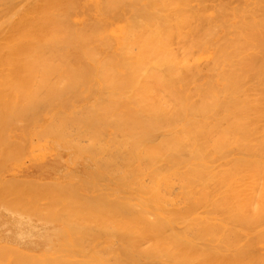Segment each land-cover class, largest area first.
<instances>
[{
    "label": "bare ground",
    "instance_id": "obj_1",
    "mask_svg": "<svg viewBox=\"0 0 264 264\" xmlns=\"http://www.w3.org/2000/svg\"><path fill=\"white\" fill-rule=\"evenodd\" d=\"M83 2L0 0V132L4 127L14 130L18 123H22V118L25 120L23 126L26 124L27 128V125H32L34 115L62 116L60 120L54 118L57 123L54 119L49 122L45 126L47 131L41 129L45 131V135L50 132V135L63 139L66 146L75 143L79 153L94 163L96 169L91 173L95 177H106L114 186L113 191H118V196L112 193V197L108 191L105 192L110 196L108 202L104 196L106 200L103 202H107V207L102 202L95 201L98 205L103 204L97 205L100 207L99 211H102L100 216L106 214V218L99 220L103 224L100 230L104 234L106 232L112 241L104 236L109 243L103 245L105 248L101 249L102 252H91L92 255L81 258L66 257L68 259L62 261L57 257L63 255L69 247L65 248V245L57 251L60 245L58 247L56 242L62 239L55 236L52 237L57 241L53 239L55 243L52 245H56L57 250L51 244H44L49 247V251L51 247L52 251L54 249L59 254H52L54 251L50 253L57 260L54 256L51 260L52 256L47 254L48 249L45 254L49 257L46 259L44 255V259L34 256L31 258L26 254L21 257L16 249L18 246L15 248L16 253L12 246H7L8 243L6 246L10 251L5 247L6 250H1L6 255L3 251L0 254L8 255V259L11 254V264H17L18 260L22 262L18 264H264V0ZM19 129L16 130L21 131ZM38 133L41 134L40 131ZM2 137L5 135L0 133V148L3 144ZM40 139L41 137L39 141ZM83 139L87 142L85 146ZM13 140L11 143L10 139L7 140L10 143L9 145L7 142V148V143L2 145L5 150L1 148L4 150L0 152V162H4L0 164L1 167L5 166L8 159L12 160L9 156L16 155L15 159L18 160L26 157L22 155L26 149L23 147L28 141L26 143V140H22L26 145L21 149L22 145ZM38 146L41 147V144ZM18 148L21 151L16 150ZM54 148L57 149L58 146ZM11 150L15 151L12 156L8 155ZM35 151L32 153L34 156ZM46 151H37V156L43 152L44 155ZM72 151V156H75L77 151L70 149ZM56 154L57 157L61 156ZM79 157L78 154V159ZM74 158L76 160L77 157ZM41 159L43 161L44 158ZM63 160L68 162V158ZM59 161H56L58 165ZM88 166L86 171L90 173ZM63 167L64 165L61 168ZM4 180L0 182H4L0 184V189L2 186L5 188H2L0 195L8 196L6 204L10 205V200L14 202L15 198L20 204L22 199V202L28 200H24V196H32L33 193L38 196L39 192V195H43L42 200L44 197L52 199H48L52 201V205L50 201L44 202L48 208L51 207L45 211L51 212L52 216L54 209H57L54 205L63 204L60 201L57 204L61 197L57 194L60 188H64L63 195L67 199L77 195L75 191L80 189L77 185L73 191L76 185L74 181L68 184L65 182L67 187L74 184L72 189L69 187L70 191L63 184L60 187L56 181V185H47V180L42 181L44 185L40 180V184L29 180L31 184L28 181V185L24 183L25 180ZM22 183L26 188L20 187ZM105 183L100 185L105 186ZM13 184L22 189L23 197L19 193L20 189ZM11 185L14 186L13 190H10ZM32 186L34 189L38 187L37 192L33 190L30 193ZM93 186L98 187V183ZM103 186L99 187L101 193V187L112 191V186L108 185L109 189ZM55 189L57 193H53ZM82 189L84 190L83 187ZM47 191L50 193L48 197ZM12 193L15 195L13 199ZM101 193L102 197L104 193ZM35 195L31 200L36 199ZM85 196L88 199V195ZM38 197L37 200L41 201ZM53 197L57 199L56 202ZM78 197L70 198L71 202L68 199V203H72L73 208L78 205L77 211H81L83 206L81 208L73 201L79 202ZM66 198H62L63 201ZM97 198L100 197H95L96 200ZM39 201L36 203L43 204ZM82 201L83 199L80 200L81 203ZM96 203H93L94 209L97 207ZM28 205L24 204L22 207ZM31 205L29 209L34 207H30ZM37 207L34 208H40ZM63 207L60 210L64 214V209L68 207L76 211V208H70L71 205ZM14 208L6 210L13 211ZM20 209L23 211V208ZM16 210L14 212H18ZM67 210L66 213L70 211ZM83 210L87 211V206ZM38 211L40 212L39 209ZM41 211L40 215L39 212L36 215L34 211L36 219L41 214L44 217L45 212ZM61 211H56L58 217L61 216ZM73 211L69 212L72 216ZM86 211L84 213L89 217L92 212ZM78 215L80 214L77 212L76 216ZM81 216L82 220H78V224L85 218L83 214ZM13 217L11 216L12 219ZM30 218L36 221L33 217ZM45 218L47 222H55L57 217L55 215L51 220ZM59 219L57 221L60 222ZM66 220L68 225L72 221L70 218V221ZM95 220L98 221L97 214L91 222L88 220L89 225H93ZM23 221L22 219L19 223ZM67 221L64 222L67 224ZM84 221L86 226L88 222ZM96 224L102 227L99 222ZM33 225L30 223L32 229ZM77 225H73V229H82V225ZM12 226L15 229V225ZM94 226L95 224L92 229ZM32 229L28 230L31 232ZM56 229L57 227L55 231ZM94 229L98 231L99 227ZM83 230L78 231L80 233ZM92 231L87 233L90 235L89 232ZM58 232L62 233L64 230ZM66 233L68 232L65 235ZM74 234V237L78 235ZM83 234L82 237L78 235L73 243L69 242L72 247L76 243L77 247L82 245L83 242L77 241L79 237V241L87 238ZM89 235L87 241L89 237L90 240L84 243H93L97 238ZM41 236L40 239L36 238L41 240ZM47 237L44 235V238ZM49 239L50 237L47 240ZM53 240L51 239L52 242ZM27 241L29 242V238ZM100 243L99 247L104 242ZM96 245L95 248H98ZM84 246L85 250L91 247L83 244ZM67 253L70 255L73 252ZM78 253L71 254V257L83 254ZM3 256L0 255V260L6 261ZM3 261L0 264H5Z\"/></svg>",
    "mask_w": 264,
    "mask_h": 264
},
{
    "label": "rangeland",
    "instance_id": "obj_2",
    "mask_svg": "<svg viewBox=\"0 0 264 264\" xmlns=\"http://www.w3.org/2000/svg\"><path fill=\"white\" fill-rule=\"evenodd\" d=\"M84 2L83 3H85V2H88V1H92V0H83ZM27 87V86H26ZM33 87V86H32ZM35 116V117H34ZM34 116H32V118L35 120H33V123H32V125H30V126H28L27 125V128H26V124H25V126H23V123L25 122V120H24V118H22L21 120H22V123L20 122V123H18L19 125H18V127H20L21 125L24 127V129H23V127L21 128V129H19L18 127H14V130L12 129V131H10L9 129H8V127H7V129H6V127H4L3 128V130L0 132L1 134H3V135H5V137L3 138V146H5V144L4 143H7L8 141H9V139H10V143H11V141L13 140V142L16 140V141H18V143H20L22 146H20V144H18L19 146H20V148L22 149V147L23 146H25L26 145V143H27V141H28V144L25 146V147H23V148H26L25 150H23V152H24V154L22 155L23 157H25V158H21V159H19L18 160V158H16L15 159V157H16V155H14L13 157H10L9 156V158L11 159L12 158V160H7V163H5V166H0L1 168H3V169H0L1 170V172H0V182L1 181H3L4 179H6V181H8V180H10V179H12V180H14L15 179V181L16 182H20L19 180H25L26 182H24L25 184L29 181V180H31V181H37L38 183H39V180H40V183L42 182V181H46V183L45 184H47V185H49L48 183H51V185L53 184L54 185V183H55V185H56V182H57V184L59 183V185H60V187H61V185L63 184V187H64V185H65V187H67L66 186V183L65 182H67V184L68 183H72V181H74L75 183H76V185H74V184H71L72 186L74 185V187H73V191H75V186H77V185H79L78 187H80V189H77V191H75V193L77 192V195L80 197L81 196V198H79L77 195H74V196H72V197H68V199H69V201H70V198L71 199H76L75 198V196L76 197H78L77 198V200H82L83 199V201H82V203L80 202V200H79V202L78 201H75V200H73L74 202H77L79 205H80V207L81 206H83V208H82V210H81V208H80V210L83 212H81V211H77V210H79V209H77V208H79L78 207V205L75 207L74 205H76V204H74L73 206H74V208L72 207V203L71 204H69L68 203V199L66 198L67 196H65V195H63V193L65 192V190H64V188H62L63 190H64V192L62 191V189L60 188V193L58 192L57 193V189H55L54 191H56V192H54L53 191V193H57V194H59V196H61L62 198H66V200H64L63 201V199L61 198V200H60V198L57 196V194H56V198L58 199V202H57V204H59V201H60V203H63L62 205L64 206L65 205V207H63L62 205H59L60 207L62 206L63 208H66V207H68V206H70L71 205V207L70 208H73L74 210H75V208H76V211H73L72 209H69V207L68 208H66V209H68V210H70V211H73V213H74V215L76 214L77 215V212H78V214H80V215H78V216H76L77 218H79V219H77L74 215L72 216L69 212H67L66 213V209H64L65 210V214H67V215H65L64 213H62V212H64V211H61L60 209L62 208H60L59 209V206L58 205H54L57 209H54V213H53V216H52V214H51V212L49 213V212H46L45 210L47 209V211L49 210V208L51 209V207L49 206V208L46 206L47 204H45L44 202H49L50 200H52V199H50V197H48V195L50 194L48 191V193H46V192H44V193H46L47 195H46V197H48L47 199L44 197L43 198V200L41 199L42 197H43V195H39V192L37 193L38 194V196L40 197H38V196H36L35 194L36 193H33L32 194V196L29 194V196H24L25 198H24V200L25 199H28V200H26V201H24V202H22L23 201V199H22V201H20V204L19 203H17V201H15L16 200V198H15V195H13V193H12V199H13V196H14V198H15V200H14V202H12L11 200H10V205L9 204H6L5 202H7V197H3V196H1L0 195V199H1V201H4V202H1L0 203V205H1V207H0V251H3L4 249H5V247H6V249H7V246L9 247V248H11L10 246H12V249H13V251L14 250H16V249H18V253L20 252V254H18V255H24V254H26L27 256L29 255V257L31 256V258L34 256V257H37V258H43L44 259V257H45V259L47 258V257H49V255H50V257L52 256L50 253H52L53 251H54V249H53V251H52V248L54 247L56 250H57V248L59 247V245H60V249H58L57 251H59V250H61V248H62V246L64 247L65 245V248L66 247H69V248H66L67 249V251L68 252H73L74 254H76V253H78V254H82V255H73V257H71V254H73V253H71L70 255L67 253V251H65V252H63L64 250H66L65 248H63L64 250H62V252L60 251V253H62L63 255H59V254H57L56 253V251H54L52 254H55L56 253V256H58L57 258H59L61 261L62 260H65V259H68V258H66V257H69V258H74V257H76V258H81V257H85V256H88V255H92V253L93 252H102L101 251V249L103 248H105V246H103L104 244L105 245H108V243H109V240H110V242L112 241V239L111 238H109V237H107L108 236V234L105 232V234L100 230V228L102 229L103 228V224H101V221H99V220H102V218H106V217H104V216H106V214L104 215L103 214V216L101 217L100 216V213L102 212H100L99 211V208L100 207H98L99 205H101V206H103V204H107V202H108V200H109V198H110V196H111V194L113 193V195H115V194H117L118 193V191H116V192H114L113 191V188H114V186H112L111 184H110V182L108 181V180H106L107 178L106 177H101V176H96V177H98V178H96L95 177V175L93 174V173H91V171L93 172L95 169H96V167H95V165H94V163L92 164V162L88 159V157H86L85 155V157H83V154L81 155V153H79V151H78V149H77V145L75 144V143H71L72 145H74V146H72V145H68L67 144V146L66 145H64V144H66L65 142H64V140L63 139H59V138H56V137H54L52 134L50 135V132H49V135H48V132H46V135L44 134V132L45 131H47V129H46V127H47V124L49 123V122H51V121H53V119L54 118H59L58 120H60V117H62V116H55V115H50V116H47V115H42V117L41 116H39V115H34ZM39 117H40V120H39ZM67 118H68V116H66ZM31 117H30V119H32ZM36 118V119H35ZM44 120V121H43ZM57 119H54V121H56ZM38 121H39V123H38ZM58 121H56V123H57ZM60 122V121H59ZM34 125V126H33ZM40 127H38V126ZM40 125H42V126H40ZM7 126V125H6ZM46 126V127H45ZM33 127V128H32ZM46 129L45 131H42V129ZM6 129V130H5ZM16 129H19V130H21V131H17ZM37 129V130H36ZM24 130V131H23ZM4 131V132H3ZM8 131V132H7ZM41 132V134H39L38 132ZM14 132H16V133H14ZM43 132V133H42ZM11 133V134H10ZM29 133V134H28ZM37 134H39L38 136H37ZM11 135V136H10ZM16 136H17V138H16ZM43 136V137H42ZM45 136V137H44ZM48 136V137H47ZM12 137H13V139H12ZM20 137L21 138H23V139H20ZM25 137V138H24ZM28 137H29V140H28ZM34 137V138H33ZM41 137V139H40V141H39V138ZM5 138H8V139H5ZM36 138V139H35ZM38 138V139H37ZM6 140V142H5V140ZM43 139V140H42ZM8 140V141H7ZM22 140H26L25 142H23ZM34 140V141H33ZM50 140H51V142H50ZM57 140V141H56ZM0 141H2V140H0ZM16 141H15V143H16ZM48 141V142H47ZM61 141V142H60ZM83 142H85L86 141V139H83L82 140ZM8 142V143H9ZM32 142H33V144H32ZM43 144H42V143ZM50 142V143H49ZM57 142H59L58 143V145H57ZM64 142V143H63ZM8 143L6 144V148H7V145H8ZM10 143H9V145H10ZM30 143V144H29ZM52 143L54 144V146H51L52 145ZM41 144V147H39L38 145H40ZM48 144V145H47ZM87 144V142H85L84 143V146ZM1 145V148H3V146ZM12 146H14L13 144H11ZM32 145V146H31ZM58 146V148H57V146ZM60 145V146H59ZM34 146V147H33ZM36 146V147H35ZM68 146H69V148H68ZM9 147V146H8ZM48 147V148H47ZM54 147H56L57 149H55ZM64 147V148H63ZM0 148V152L2 153V151H4V150H2ZM20 148H18V149H16V150H19ZM38 148V149H37ZM46 148V149H45ZM52 148V149H51ZM14 149H15V146H14ZM13 149V150H14ZM21 149L19 150V151H21ZM37 149V151L38 152H42V151H46V150H49V151H46L45 152V154L43 155V153L42 154H40L41 155V157H39V154H38V156H37V151H35ZM41 149H43V150H41ZM45 149V150H44ZM54 149H55V151L56 150H58L57 152H55L54 151ZM65 149H67V150H65ZM70 149L71 150H74L77 154H75V156H72V154L74 155V153H73V151L72 152H70ZM8 150H9V148H8ZM32 150H34L36 153H35V156L37 157H35L34 156V154H32L33 152H31ZM18 151V152H19ZM62 151V152H61ZM6 152V151H5ZM12 152H15V151H12L11 150V152H10V154H8V155H11L12 156ZM17 152V151H16ZM28 152H30L29 154H28ZM47 152H49V153H47ZM0 153V154H1ZM56 153H59L61 156H58L57 157V155L58 154H56ZM67 153H68V155H67ZM19 154H22V153H19ZM27 154V155H26ZM55 154V155H54ZM78 154L80 155V159H78ZM2 155V154H1ZM1 155H0V157H1ZM4 155V154H3ZM8 155H7V158H8ZM51 155V156H50ZM53 155H54V157H53ZM65 156V157H63V156ZM81 156H82V160H81ZM17 157H19L20 158V156H17ZM39 157V158H38ZM52 157V158H51ZM57 157V158H56ZM72 157V158H71ZM74 157H77L76 158V160H75V158ZM13 158L15 159V161H13ZM35 158L36 159H38V161H36L35 160ZM41 158H44L43 159V161H42V159ZM55 158H56V160H55ZM62 158V159H61ZM67 159L68 158V162L66 161V160H63V159ZM70 158V159H69ZM26 159H29V160H26ZM34 159V160H33ZM59 159H61L60 161H59ZM88 159V160H87ZM2 160H4L5 161V158H2ZM24 160V161H23ZM52 160H53V162H52ZM63 160V161H62ZM72 162H70V161ZM72 160H75V161H72ZM84 160V161H83ZM86 160V161H85ZM16 161H17V164H16ZM20 162V164H19V162ZM43 163H42V162ZM45 161V162H44ZM59 161V165L57 164V162ZM65 161V162H64ZM84 163H83V162ZM6 162V161H5ZM14 162V163H13ZM27 162V163H26ZM34 162H36V163H34ZM56 162V164H53V163H55ZM61 162V163H60ZM78 162V163H77ZM80 162V163H79ZM12 163V164H11ZM32 163V164H31ZM52 163V164H51ZM68 163V164H67ZM76 163V164H75ZM81 163H83V164H81ZM88 163H89V165L90 166H88ZM0 164H1V162H0ZM2 164H4V162L2 161ZM1 164V165H2ZM22 164V165H21ZM26 164V165H25ZM31 164V165H30ZM42 164H43V167H41L42 166ZM64 165V167L63 168H61L63 165ZM79 164V165H78ZM81 164V165H80ZM17 165H20V166H18L17 167ZM23 165H25V166H23ZM65 165H66V167H65ZM71 165V166H70ZM82 165H84L85 167H82ZM33 166V167H32ZM40 166V167H39ZM46 166L48 167V168H46ZM50 166V167H49ZM55 166H56V168H58L57 170H56V168H55ZM61 166V167H60ZM70 168H69V167ZM87 166H88V171L90 172V173H87ZM93 166H94V168H93ZM7 167V168H6ZM8 167H9V169H8ZM19 168V169H17V168ZM36 167H38L39 168V170L36 168ZM51 167H52V170H51ZM72 167H74L75 169H71ZM41 168V169H40ZM42 168H46L45 170L44 169H42ZM77 168H79V170L77 169ZM54 169L56 170L55 172L59 175V177L57 178V176L58 175H56V173L55 172H52V171H54ZM77 169V170H76ZM85 169V170H84ZM11 170V171H10ZM18 170V171H17ZM42 170V171H41ZM44 170V171H43ZM49 170V171H48ZM64 170H66L67 171V173L64 171ZM62 171H64V172H62ZM79 171H80V173H79ZM86 171V172H85ZM41 172V173H40ZM14 173V174H13ZM41 175H39V174ZM46 173H49V174H47L46 175ZM83 174V173H86V174H83V176L82 175H80V174ZM16 174H18V175H16ZM40 176V177H42V178H40L38 175ZM78 174V175H77ZM12 175V176H11ZM44 175V176H43ZM56 177H55V176ZM64 175V176H63ZM74 175V176H73ZM11 176V177H10ZM16 176V177H15ZM20 176V177H19ZM27 176V178H23V177H26ZM30 176H33V177H30ZM35 176V177H34ZM63 176V177H62ZM66 176V177H65ZM80 176V177H79ZM51 177H53V178H51ZM61 177V178H60ZM64 177H65V179H64ZM90 177H92V180H91V178ZM38 178V179H37ZM43 178H45L46 180H44ZM60 178V179H59ZM51 179V180H50ZM53 179V180H52ZM57 179V180H56ZM77 179H79V181H77ZM63 180V181H62ZM102 180V181H101ZM5 181V180H4ZM31 181H29V184H31ZM51 181V182H50ZM56 181V182H55ZM59 181V182H58ZM92 181V182H91ZM96 181H97V183H98V187L96 186ZM22 182V181H21ZM32 182V183H33ZM53 182V183H52ZM73 182V183H74ZM81 182H82V184H81ZM105 183L106 185L105 186H107V187H105V186H103V185H100L101 183ZM6 183H8V182H6ZM14 183V182H13ZM39 183V184H40ZM79 183V184H78ZM88 183V184H87ZM93 183V184H92ZM96 183V184H95ZM108 183V184H107ZM1 185L2 184H4V182H2V183H0ZM18 184V183H17ZM23 184V183H22ZM20 185V187L21 186H24V184L23 185ZM28 184V183H27ZM28 184V185H29ZM41 184H44V182L43 183H41ZM44 184V185H45ZM13 185H15V184H13ZM33 185V184H32ZM44 185H41V186H44ZM59 185H57V186H59ZM84 188V190L82 189V187ZM92 185V186H91ZM93 185H95L98 189H97V191H95V188L96 187H94ZM103 186L105 189H109V187H111L112 188V191H110V190H104L102 187H101V190H102V193H104V194H106V195H104V194H102L101 192H100V190H99V187L100 186ZM108 185H109V187H108ZM7 186V185H6ZM27 186V185H26ZM31 186V185H30ZM38 186V185H37ZM36 186V187H37ZM57 186H56V188H57ZM72 186H69L68 185V189H69V187L71 188ZM5 187V186H4ZM15 187H16V185H15ZM25 187V186H24ZM29 187V186H28ZM33 187V186H32ZM46 187V186H45ZM92 189H91V188ZM2 188H3V186H2ZM0 189V191L2 190L3 191V189H5V188H3V189ZM11 188L12 189H10V187H9V189L10 190H13L14 189V186H12L11 185ZM17 189L19 188V186L18 187H16ZM22 188V187H21ZM26 188V187H25ZM38 188V187H37ZM37 188H35L34 189V187L31 189L32 191L30 192V190H28V192H30V193H32V192H34L33 190H36ZM43 188V187H42ZM47 188H49V187H47ZM94 188V189H93ZM20 189V188H19ZM29 189V188H28ZM50 189V188H49ZM72 189V188H71ZM26 190V189H25ZM59 190V189H58ZM70 190V189H69ZM82 190V191H81ZM104 190V191H103ZM115 190V189H114ZM9 191V190H8ZM21 191H22V189H20V195H21ZM24 191V190H23ZM39 191H40V188H39ZM41 191H42V189H41ZM50 192L52 191L51 189L49 190ZM71 191V190H70ZM72 191V192H73ZM78 191H81V193H79ZM106 191H108V193L110 194V196H109V194L108 193H105ZM7 192V191H6ZM16 192H17V190H16ZM16 192H15V194H16ZM24 192H26V191H24ZM28 192H27V194H28ZM36 192H37V190H36ZM43 192V191H42ZM69 192V191H68ZM101 193L103 196L101 197V195L99 194V193ZM5 193V192H4ZM10 193L11 192H9V196H10ZM18 193V194H19ZM44 193H42V194H44ZM62 193V195H60ZM88 193V194H87ZM97 193V194H96ZM1 194V193H0ZM8 194V193H7ZM17 194V195H18ZM65 194V193H64ZM69 194V193H68ZM67 194V195H68ZM71 194V193H70ZM93 194H96V196L94 195L93 196ZM4 195V194H3ZM16 195V196H17ZM26 195V194H25ZM36 196V199H33V200H31V198L33 197V196ZM45 195V194H44ZM84 195V196H83ZM85 195H88V199H89V201L90 200H92V203H91V205L93 206H91L90 205V203H89V201H87L88 199L86 198L87 196H85ZM6 196V195H5ZM19 196V195H18ZM22 197H23V195H21ZM20 196V197H21ZM83 196V197H82ZM107 198V200H106V198ZM117 196H118V194H117ZM37 197H38V199H40L41 201H39V200H37ZM55 197H53L54 199L53 200H55ZM86 199H85V198ZM95 197H100L98 200H96L95 199ZM112 197V196H111ZM2 198H4V200L2 199ZM5 198H6V200H5ZM52 198V197H51ZM9 199H11V197H9ZM48 199H50V200H48ZM56 199V200H57ZM104 199V200H103ZM18 200V199H17ZM47 200V201H46ZM56 200H55V202H56ZM107 201L106 203L105 202H103V201ZM39 201V203H43V204H38V203H36V202H38ZM72 201V200H71ZM70 201V202H71ZM94 201V202H93ZM102 202L103 204H97L96 202ZM12 202V203H11ZM19 202V201H18ZM21 202H22V204H21ZM26 202V203H25ZM31 202H33L32 203V205H31ZM52 201H50L49 203L52 205V203H51ZM8 203V202H7ZM13 203H15V204H13ZM93 203H96V206L97 207H95L96 209L98 208V210H96V209H94V205H93ZM13 204V205H12ZM24 204H29V205H31L30 207H32V206H34V207H39L40 206V208H38L39 210H40V212L38 211V209H36V208H34V207H32V208H30L29 209V205H28V207H22ZM34 204V205H33ZM35 204H37L36 206H35ZM44 204H45V206H44ZM50 204H48V205H50ZM56 204V203H55ZM69 204V205H68ZM2 205H4V206H2ZM14 205H15V208H17L18 207V209L16 210L15 208H14ZM17 205H19V206H17ZM43 205V206H42ZM67 205V206H66ZM104 205V206H105ZM8 206L9 208H6V207ZM87 206V211L89 212V210L93 213V212H95V214L93 215L94 217L96 216V214H97V220L98 221H96L95 220V223H94V221L92 222L93 223V225L95 224V226H94V228H96L97 229V227H99V233H97L98 231L96 230L95 231V229L93 228L92 229V227H93V225H89L90 223L89 222H91L93 219H94V217L90 214V218L89 217H87L85 214L86 213H84V211H86V210H83L84 209V207H86ZM13 209L14 208V210L12 211H7L6 209ZM43 207H45V209H42ZM105 207H107V205L105 206ZM20 208H23V211H25L26 213L24 214V212L20 209ZM25 208V209H24ZM35 210H34V209ZM54 207H52V209H53ZM89 208V209H88ZM101 208H103V207H101ZM3 209H5V210H3ZM33 210V212H32V210ZM59 209V210H58ZM86 209V208H85ZM106 209V208H105ZM18 211L19 213L21 212V214H19L18 212H14V211ZM28 210V211H27ZM41 210H43V213L45 212V214H43V218L44 219H46L45 217H47L48 218V220H51V219H53V217H55V215H56V217L59 219V220H61L60 222L59 221H57V218H56V221H57V223H55L54 222V220H51V221H49V222H47V219H46V222L44 221V219L41 217L42 216V214H41V216H39L40 215V213H42V211ZM63 210V209H62ZM67 210V211H68ZM103 210V209H102ZM29 211H31V213H32V215L33 216H31V213L29 212ZM34 211H35V213H36V215H37V213L39 212V215H38V219H36L35 217H37L36 215H35V213H34ZM38 211V212H37ZM56 211L58 212V211H61V213H59L60 215V217H58L57 215H58V213L56 214ZM86 211V212H87ZM104 211V210H103ZM5 214H4V213ZM8 212V213H7ZM10 212H11V214H10ZM106 212V211H105ZM72 213V212H71ZM8 214V215H7ZM15 214V216L13 217V215ZM22 214H24V215H26V216H24V215H22ZM49 216H48V215ZM62 214H64L63 216H62ZM81 214H83V216L86 218H84L83 219V222H85L84 220H86V222H88V220H89V222H88V224L85 226V223L83 224V222L82 223H79L78 224V222L80 221V219L82 220V216H81ZM102 214V213H101ZM7 215V216H6ZM13 217V219L11 218V216ZM17 215H20V217H23V218H21L20 219V217L18 218L17 217ZM22 215V216H21ZM46 215V216H45ZM33 217L34 219H36V221L35 220H30L31 218L30 217ZM81 216V217H80ZM6 217V218H5ZM10 217V218H9ZM18 219H17V218ZM52 217V218H51ZM62 217V218H61ZM93 217V218H92ZM100 217H101V219H100ZM30 218V219H29ZM51 218V219H50ZM69 218L72 220L71 222H69L70 224L68 225V221L66 220V219H68L69 220ZM22 219L26 222H24L23 221V223H19L20 221L22 222ZM40 219V220H39ZM41 219H42V221H41ZM76 219V220H75ZM88 219V220H87ZM10 220V221H9ZM20 220V221H19ZM79 220V221H78ZM106 220V219H105ZM29 221V222H28ZM64 221H67V224L64 222ZM70 221V220H69ZM74 221H76V224L74 223ZM4 222L6 223V225H4ZM12 223V224H10V223ZM16 222V223H15ZM34 222H36V223H34ZM62 222H64V224L62 223ZM97 222H99V225H101L102 227H100V226H97L98 224H96ZM106 222V221H105ZM9 223V224H8ZM30 223L33 225V223H34V225L36 226H34L33 225V229H32V226H30ZM91 223V224H92ZM102 223H104V220L102 221ZM8 224V225H7ZM15 225V229L13 228V226L12 225ZM25 224V225H24ZM28 224V225H27ZM54 224H55V226L57 227V229H56V231H55V226H54ZM61 224V225H60ZM63 224V225H62ZM66 224V225H65ZM78 224V225H77ZM83 224V225H82ZM39 225V226H38ZM42 225V226H41ZM65 225V226H64ZM70 227V230H72V231H70V230H67V229H69V227ZM73 225H77V227L80 225H82V229L81 228H75V229H73L74 228V226ZM89 225V226H88ZM40 226H41V228H40ZM52 226V227H51ZM65 228H64V227ZM71 226H73V227H71ZM85 226V227H84ZM88 226V227H87ZM97 226V227H96ZM5 227V228H4ZM19 227V228H18ZM31 227V228H30ZM45 227V228H44ZM47 227V228H46ZM55 227V228H54ZM76 227V226H75ZM84 227V228H83ZM105 227V226H104ZM24 228V229H23ZM34 228H37V230H38V232H37V230H35ZM49 228V229H48ZM51 228V229H50ZM52 228H53V231H52ZM59 228H61V229H59ZM67 228V229H66ZM90 228V229H89ZM22 229L24 230V231H22ZM31 230L32 229V233L29 231V230ZM48 231H47V230ZM86 231H84V230ZM89 229V230H88ZM2 230H4L3 232H2ZM16 230V231H15ZM27 230V231H26ZM42 230V231H41ZM46 230V231H45ZM50 230H51V232H50ZM64 230V232H58V231H63ZM74 230L77 232V233H75L74 232ZM78 230H83L82 232L80 231V233H82V235H80V233H79V231ZM94 231L95 233H97V235H94L92 232H89V233H91L90 235H91V238L93 237V235L94 236H96L97 238L94 240V241H92L93 243H91V242H89V243H87L89 240H90V237H89V239H88V241H87V238H88V231ZM8 231V232H7ZM26 231V232H25ZM68 232L69 233V235H68V233H66L67 235H65V232ZM18 232H19V234H18ZM22 232V233H21ZM24 232V233H23ZM40 232H42V233H40ZM71 232V233H70ZM72 232H73V234L75 233V234H78L80 237H82V236H84V234L83 233H85V236H87V238L86 237H84V240H83V238H82V240H80L79 241V238H78V243L80 242V243H82V245L81 244H79L78 246L79 247H77V243L72 247V245L70 244L71 242L70 241H72V243H73V241L75 240L76 241V239H77V236L78 235H76V237H74L73 236V234H72ZM26 233H29V235L28 234H26ZM44 233V234H43ZM87 233V234H86ZM35 236V237H30V236ZM47 234V235H46ZM50 234V235H49ZM64 234V235H63ZM72 234V235H71ZM74 234V235H75ZM93 234V235H92ZM18 235H22V237L20 236V238H19V236ZM25 235V236H24ZM37 235H39V237L37 236ZM42 235V236H41ZM44 235H45V237H47V236H49L50 237V239L49 240H47L49 237H47V239L46 238H44ZM89 235V236H90ZM102 235H103V238H102ZM4 236H6V238L4 237ZM25 237V239H24V237ZM27 236H29L28 238H29V242L27 241L28 240V238H27ZM40 236H41V240H39L40 239ZM55 236V237H57L58 239H59V237H60V240L62 239L63 240V242H62V240L61 241H57V240H55L53 237ZM65 238L66 236H69V237H66V239H64L63 237ZM98 236H101V237H98ZM108 238L109 240H107L106 238ZM39 238V239H37V238ZM52 237V238H51ZM74 237V238H73ZM3 238V239H2ZM21 238H23V239H21ZM27 239V240H26ZM51 239L53 240H55V241H57L56 242V244L58 243V247L56 248L55 246H53L52 244H54L55 242H54V240H53V242L51 241ZM70 239V240H69ZM73 239V240H72ZM86 239V240H85ZM94 239V238H93ZM103 239H105V240H103ZM31 240V241H30ZM32 240H34L33 242H32ZM36 240V241H35ZM40 242H39V241ZM44 240H46V241H49V242H45ZM100 240L102 241L101 243H103V244H101L100 243ZM43 241V242H42ZM68 241V242H67ZM84 241H87V242H85L84 243ZM97 241V242H96ZM31 242V244H28V243H30ZM36 242H38V243H36ZM44 244V243H46L47 245L49 244H51V247H50V251H49V247L48 246H46V244H42V243ZM52 242V243H51ZM65 242H67L66 244H65ZM70 242V243H69ZM108 242V243H107ZM3 243H4V245L5 246H3ZM6 243H8V245L6 246ZM32 243L34 244V245H32ZM39 243H41L40 245H39ZM61 243H63V244H61ZM69 243V244H68ZM75 243V242H74ZM90 243L92 244V246L90 245ZM95 243V244H94ZM99 243L101 244L100 245V247L98 246L99 245ZM67 244L69 245V246H67ZM83 244L84 245H88V246H91V247H87L86 248V250L88 251V252H86V250H85V247L86 246H84L83 247ZM94 244V245H93ZM97 244V245H96ZM39 247H38V246ZM42 245H43V247H42ZM83 247H81V246ZM95 245H96V247L98 246V248H95ZM16 246H18L17 248H16ZM36 246H37V248H36ZM94 246V247H93ZM103 246V247H102ZM45 247H47L46 249H45ZM8 248V249H9ZM16 248V249H15ZM42 248H44L45 249V251H43V249ZM1 249H3V250H1ZM5 249V250H6ZM7 249V250H8ZM34 249H36V250H34ZM40 249H42V250H40ZM47 249H48V253L47 254H49V255H47V254H45L46 253V251H47ZM79 249V250H78ZM96 249V250H95ZM99 249V250H98ZM23 250H26V251H23ZM77 250V251H76ZM98 250V251H97ZM10 250H8V252H9ZM34 251H36V252H34ZM39 251H41V252H39ZM75 251H76V253H75ZM81 251V252H80ZM15 252V251H14ZM25 252V253H24ZM26 252H28V253H26ZM30 252V253H29ZM92 252V253H91ZM3 254L5 253L4 251L2 252ZM2 253L0 254L1 255V257L3 256L2 255ZM13 253V252H12ZM16 253H17V250H16ZM16 253H14V254H16ZM23 253V254H22ZM66 253V254H65ZM69 256H68V255ZM85 254H87V255H85ZM4 255H6V254H4ZM10 256H9V259H8V255L7 256H3V258H6V261H3V263H7V264H11L10 262H11V260L12 259H10L12 256H11V254H9ZM17 254L15 255V256H18ZM44 255V257H42ZM20 256H18V259H20ZM40 256V257H39ZM54 256V255H53ZM53 256L51 257V260H52V258H53ZM56 256H54L55 258H56ZM13 257H14V255H13ZM22 257V256H21ZM25 257V256H24ZM33 257V258H34ZM61 257L63 258V259H61ZM55 258H54V260H55ZM57 258H56V260H57ZM1 259V258H0ZM14 259V258H13ZM15 259H17L16 257H15ZM14 259V260H15ZM2 261L0 260V263H2ZM18 262L19 263H22V262H20L19 260H18ZM18 262H17V264H18ZM15 263V262H14ZM13 263V264H14ZM16 264V263H15Z\"/></svg>",
    "mask_w": 264,
    "mask_h": 264
}]
</instances>
